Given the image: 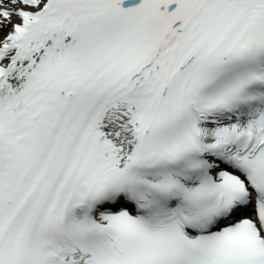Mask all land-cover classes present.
Wrapping results in <instances>:
<instances>
[{
    "label": "snow or ice",
    "instance_id": "snow-or-ice-1",
    "mask_svg": "<svg viewBox=\"0 0 264 264\" xmlns=\"http://www.w3.org/2000/svg\"><path fill=\"white\" fill-rule=\"evenodd\" d=\"M0 264H264V0H0Z\"/></svg>",
    "mask_w": 264,
    "mask_h": 264
}]
</instances>
